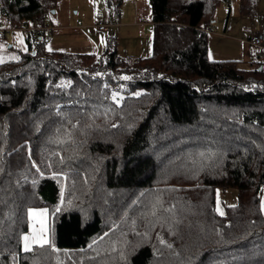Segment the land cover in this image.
Segmentation results:
<instances>
[{
    "label": "trees",
    "instance_id": "1",
    "mask_svg": "<svg viewBox=\"0 0 264 264\" xmlns=\"http://www.w3.org/2000/svg\"><path fill=\"white\" fill-rule=\"evenodd\" d=\"M60 1L0 0V38L43 28L0 61V264H264V50L209 57L232 1L149 0L152 52L134 58L115 37L49 49ZM218 187L237 190L223 215ZM34 207L51 238L26 251Z\"/></svg>",
    "mask_w": 264,
    "mask_h": 264
},
{
    "label": "rangeland",
    "instance_id": "2",
    "mask_svg": "<svg viewBox=\"0 0 264 264\" xmlns=\"http://www.w3.org/2000/svg\"><path fill=\"white\" fill-rule=\"evenodd\" d=\"M116 1L112 0L111 4L110 0H61L57 4V7L52 9L45 18L47 23L50 24V30H52V33L49 32V35L52 36V38L50 36V44L54 45L57 42L58 45H62L66 41V34L59 33L62 31L60 29L57 30V28L63 23L70 22L73 27H80L83 33L80 32L81 30L75 29L74 34L67 36L68 43L80 41L79 44H86V38L91 36L100 44V39L102 40L104 36L108 39L115 37L119 53L122 56L134 58L150 54L153 48V32H151L152 13L149 0H121L120 5ZM231 1V16L227 24V35L225 34L224 27L227 21L229 6L225 1L217 9V19L214 23V29L226 37L228 35H235L238 38L247 37L249 29H243L242 23L244 17L238 11L239 1ZM255 8L256 17L264 25V0H257ZM100 18L112 19L121 25L119 27L114 25V27L112 26L108 30H102L101 32L96 27V23ZM137 20L139 21L138 25L136 23ZM54 25H57V27L52 29ZM4 36L0 38V61L16 60L20 56L21 51L26 49L25 35L21 31L15 30V32H5ZM211 44L212 46H224L221 42L217 41ZM105 46L102 45L101 50L105 49ZM259 49L264 50L263 48ZM216 200V209H219L220 211L218 212L220 213L224 212L227 206L237 202L236 188L218 187ZM262 211L264 212V192L262 195ZM30 212L32 226L25 236L29 237L28 243L30 249H32L35 243H40L39 241L43 239L50 241L49 226L52 219L51 214L44 207H34ZM41 229H43V232ZM23 248H25V241Z\"/></svg>",
    "mask_w": 264,
    "mask_h": 264
},
{
    "label": "crops",
    "instance_id": "3",
    "mask_svg": "<svg viewBox=\"0 0 264 264\" xmlns=\"http://www.w3.org/2000/svg\"><path fill=\"white\" fill-rule=\"evenodd\" d=\"M231 14V8L228 9V13H227V21H226V24H225V27H224V31H225V34L227 35V24L229 22V18H230V15ZM243 19V29H249V34H247V37H242V38H238L236 37L235 35L233 36H230L228 35V37L224 36V35H221V33L217 30L214 29V26L213 28L211 29L210 33H209V44H210V47H209V57L214 60H228V59H235V60H238L240 61L242 64L245 63H249L252 58H253V54L259 50V46H253L249 40L251 38V36L253 34H256V33H262L264 31V25L261 23V21L256 17V14L255 15H249V16H244ZM100 19H103V18H100ZM100 21V20H99ZM98 21V22H99ZM97 22V23H98ZM96 23V25H97ZM137 25L139 23V21L137 20ZM61 24V23H60ZM114 25H117V27H119V25H121L119 22H115ZM54 27H57V25H54L52 27V29ZM97 27V26H96ZM60 29L62 32H59L61 34H66L65 36V42L61 45H58V43L56 42L54 45L53 44H50V41H48V48L49 49H53V50H65V51H81V52H86V51H91V52H101V46L103 45H107L108 43V38H106L104 36V38L101 40L100 39V44L96 42V40H94L91 36H89V38H86V44H79L80 41H77V42H72V43H68V38L67 36L69 34H74V31L75 29H80V27H73L70 22L69 23H63L61 25L58 26L57 30ZM98 29V28H97ZM98 31H101L102 30H99ZM49 32L52 33V30L50 31H47L46 32V35H48L49 37L51 35H49ZM81 33L82 30L80 31ZM52 38V36H51ZM108 39V40H107ZM50 40V38H49ZM221 42L224 46L225 45H228L229 43H232V44H235L234 46L229 44L228 46L226 47H221V46H217V45H214L212 46V42ZM228 42V43H227ZM264 42V41H263ZM58 45V47H57ZM149 55V54H148Z\"/></svg>",
    "mask_w": 264,
    "mask_h": 264
},
{
    "label": "built area",
    "instance_id": "4",
    "mask_svg": "<svg viewBox=\"0 0 264 264\" xmlns=\"http://www.w3.org/2000/svg\"><path fill=\"white\" fill-rule=\"evenodd\" d=\"M113 25H114V21L112 19H100V21L97 23L96 26L99 30H108ZM44 27L46 31L50 30L49 26H44ZM39 29H43V28L38 25L36 19H31V18L26 19L24 26L21 27V30L25 35H29V33H31L32 35L37 36L36 34ZM249 42L253 46H259L260 48L264 49V42L261 33H256L252 35Z\"/></svg>",
    "mask_w": 264,
    "mask_h": 264
},
{
    "label": "snow or ice",
    "instance_id": "5",
    "mask_svg": "<svg viewBox=\"0 0 264 264\" xmlns=\"http://www.w3.org/2000/svg\"><path fill=\"white\" fill-rule=\"evenodd\" d=\"M122 79H129V77H122ZM113 98L115 99V95H114ZM45 211H46V210H45ZM217 211H220V210L217 209ZM30 214H31V212H30ZM220 214L223 215V212H221ZM41 231L43 232V229H41ZM23 239H24V241H25V250H26V251L30 250V246H29V243H28V241H29V237H28V236H25ZM34 239H35V238H34ZM39 242H40L41 246H43V245L49 243V241H48L47 239H43L42 241H39Z\"/></svg>",
    "mask_w": 264,
    "mask_h": 264
}]
</instances>
